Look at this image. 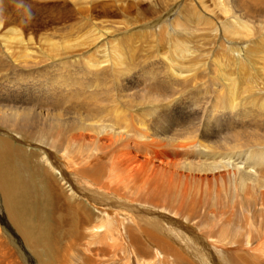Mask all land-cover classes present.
I'll return each instance as SVG.
<instances>
[{
    "label": "rangeland",
    "instance_id": "374dc122",
    "mask_svg": "<svg viewBox=\"0 0 264 264\" xmlns=\"http://www.w3.org/2000/svg\"><path fill=\"white\" fill-rule=\"evenodd\" d=\"M144 1H139V12L147 16L149 15V17L152 15V17L157 18L158 16L149 12L147 9L151 2L149 0ZM178 1H180L179 11L171 12L165 17V19H167L166 30H164L165 34L158 33L157 31L153 32L154 26H151V31L145 26H128L121 33H116L111 30L105 31L106 35L103 33L101 36L102 38H100V40L99 38L97 39V41H99L98 44L92 47L91 44L93 40L96 39H93L94 35L91 34V30L89 32L88 27L79 26L81 22L78 21L79 19L77 17L71 16L65 19L64 15L61 14L59 7L61 6L62 0H0L6 9L0 12V54L2 55L3 49L9 48L7 61L2 58L0 60V63L2 61L5 62L1 63L4 67H2V69L0 67V73H10L13 71V75L16 77L17 75L22 76L21 73L26 76L27 72L31 71V78L40 79L42 77L41 74L43 77L54 76L55 73L61 74L60 72L62 70L65 71L68 65L78 68L79 65L87 61L96 62L98 64L97 69L108 71L110 62L115 63V60L113 61V56H116V62L122 63L118 65L119 67L114 75L113 89H117L119 94L133 97L135 100L143 99L146 95L154 97V102L151 104H149V101H139L140 105H138V109L140 110L134 112L138 120L143 119L141 122L142 126L135 124L134 128L140 130L144 127L143 131L145 135H147V140H155L158 142L157 144L153 143L152 147L149 146L141 150L143 156L139 154V158L142 159L145 156V158L154 159L152 161L154 164L152 166L155 168L154 172L163 174V177L159 176V178L164 179V185L170 187V189L172 188L171 190H173L175 186L180 185L183 181V176H186L188 180L187 187L192 191H196L197 196L200 195L198 196L199 199L202 197L198 201V204L201 202L202 205L200 208H197L200 213L199 216L197 215L195 219L188 220L186 216L182 218L178 214L174 215L168 208H156L152 206L151 203H147L144 199L148 197L147 192L154 186L152 183L154 178L157 177L156 173H150V175L146 174L148 178L144 176L146 179L143 178V174H141L142 177L140 179L135 177L131 179L130 182L121 179L118 184L124 181L128 182V187L123 195L125 197L120 196L119 200L113 199L117 205L116 207L111 205L106 207L118 209L120 211L123 210L125 212V218L132 217V214L138 215L139 217H147V215H150L159 220L162 225L180 232L184 238L189 237V239H195L198 238V233L204 232H201V229L203 228L202 230H204L206 225V223H204L205 219H203L204 215H206L205 210L212 205L214 214H207L208 218L212 219L210 224H222L227 217L230 218V223L227 226L229 230L225 232L222 237L215 239V245L209 243L213 241H204L201 243V246H203V253H206L208 256V264H227L228 261L224 258L227 251L233 254L235 252L244 253L245 256H252L254 259L258 260L260 264H264V249H259L260 240L264 239V221L262 217L264 216V207L260 204L253 205L250 199L245 200L244 195H242V193L249 191L257 194L255 191L258 192L260 187L262 191L264 189V183L259 187L254 185V181L248 178L246 185L244 183L243 186L239 187L237 180V175L241 170H244V172L248 174L250 173L252 177L257 176L264 180V158L261 164L258 163L260 161L257 162L251 157L253 154L260 156L264 155V144H262L264 143V97H262V102L259 100L257 104L256 101L255 103L257 105H255L254 108H250L248 112H244L243 108H241L243 101L246 100L244 93L240 96H237L236 93V97L234 98L235 102H233L231 108L225 106V108L222 109H220V107L214 109L212 106L215 104L213 98L214 91H217L221 87L222 80L219 81L217 78L213 77L211 71L213 68L211 59H215L217 64H224L222 67L224 68V73L227 78L233 77L239 80L240 64H247L249 61L253 62L251 71H254L255 74L250 79V84L252 85L250 90L256 91L258 85L254 86L255 83L253 81H261V79H264V54L262 55V53L256 51L264 49L263 33L259 31L255 32L257 41L255 46L252 47L253 49H250L251 60L246 61V59L243 58V52L240 47L246 48L247 39H240V37L239 39H235L232 37L227 40L226 37L222 36L221 30L218 28L219 22H215L218 19L223 20V15H221L223 13L220 12L221 10L219 9V1L221 0H215V2L213 0H202L201 2V5L204 6L206 10L209 6L208 11H210L213 6L212 9L214 11H211L214 13V16L212 12L208 13L207 11L210 16L204 12L205 9H201L195 0ZM186 1H188V5ZM223 2L226 3L227 8H230L227 14L229 16H239V19L243 22L242 25L236 24L232 26V28L237 27L241 30H245L248 28L247 19L257 18L264 20V12L261 11L258 5H250L247 9L244 7L245 0H227V2L224 0ZM70 3L72 5V2H69V4ZM169 3H172V0H169ZM214 7L216 8L214 9ZM191 8L196 11L198 10L201 14L203 13L207 18H211L212 22L216 23L217 30L213 29L212 25L215 26V24L212 22V24H209L210 22L204 23H208L210 29H199V27H202L203 23L200 22V25L198 23L199 21H195L191 15L187 14L191 11ZM20 11L23 12L21 13ZM3 14H5L6 17ZM61 16L63 17L62 20L65 19L66 21L59 23L62 21H59ZM8 17H11L10 23L6 21ZM13 17H17L18 19H15L13 22ZM92 19H96L95 21H102L104 19L105 21H103L102 24H105V28L109 29L115 25L114 23H116V20L119 21V17L117 16H107L103 18L100 15H96V17H92ZM106 19L109 20L106 22ZM42 21H46L45 24ZM48 21L50 23L53 22L49 24ZM183 22H185L186 27H189V29L192 28L190 32L187 30L188 33L186 34L183 33L185 30L183 29ZM68 23H71V25H69L70 27L65 26ZM176 23H182V25L177 26ZM4 24H6V26H4ZM47 26L49 27L47 28ZM253 32L254 31H252V33ZM87 35L89 37H87ZM107 40L109 41L106 42ZM183 42L187 45V49L190 50L189 53L191 56L194 55L191 58L197 61L196 66L199 68L194 69V71L200 69L194 75H192V67L190 71L186 69L187 71L183 72ZM114 43L118 44L115 45ZM112 45L115 48L112 49ZM25 52L27 55H24ZM11 54L14 57H12ZM29 55L30 57L26 58ZM198 55L200 57H198ZM10 57L15 59V61L10 60ZM201 63H203V65L200 66ZM176 69H179L176 73L178 77L173 76ZM187 73H191L193 76L191 79H193L192 83L197 86V89L195 88L196 91L187 93V85H175L174 88H171L172 86L170 87L169 81L172 82L173 77L180 80V78H183V75ZM11 75L12 73L9 74V76ZM9 76L8 79L11 80ZM67 78L70 77L63 75L62 79ZM58 82L60 88L56 92L51 93L47 89L36 90L23 88L22 86H8L6 81H0V135L9 138L13 143L27 150H37L38 148L46 147V149H49V141L47 139L41 138V140H38L40 134L43 131L46 133L53 132L56 127L60 128V131L67 129L69 123L72 122L70 116L73 115L70 110L73 108H71L69 104L63 103L67 95L64 93L65 90L61 87H64L65 84L62 80ZM153 83L154 87L152 89L150 85ZM263 83L264 81H261V84ZM127 96H125V98ZM145 99H147V97ZM190 102L193 104L190 105L191 107H188L189 104H191ZM15 107L20 110V112L12 116V120H4L3 116L9 113L11 108ZM144 110L147 111L146 113L149 112L147 114L148 116L142 113ZM103 117L106 118V114L103 113ZM23 134L25 136H23ZM42 135L45 136L44 133ZM26 136L31 139L27 140ZM76 145H78V142H73V144L70 145V147H72L71 149H76ZM87 148L90 147H84V149ZM62 151L63 150L60 152ZM55 154H57V156L59 155L56 151ZM82 154H84V152H82ZM37 155L40 154L38 153ZM29 156H31L29 162L30 172H26L25 170L23 172L25 174L23 175L26 180L30 179V176H32V182L34 181L33 183L36 187H40L38 177L35 173H31L34 172L31 171V166L35 165V154H30ZM169 160L174 161L176 164L170 165L168 162ZM40 161L39 164H43V162ZM166 161L168 163H165ZM63 164V161L59 160V165L65 166ZM168 164L169 167L167 168ZM161 168L164 171H166V169L176 171L178 174L173 175L174 178L172 177L171 180H168L169 178ZM237 169H239V171H237ZM181 172L182 174H180ZM251 172L254 173L251 174ZM53 173L55 177L59 178L58 176H60V174H58L57 171ZM68 174L67 184H69V186L67 187L65 185L64 187L79 193L83 191L91 192V189H85L84 186L86 184H84L83 178L73 172H68ZM120 176L124 177L123 174H120ZM193 178L195 180L197 179L196 181L199 183L197 184ZM176 180H178L177 183H175ZM252 184L253 186L250 188ZM234 186H237L238 189L235 187V190ZM146 189H148V191ZM66 192L69 191L63 189V194ZM82 194L84 195V193ZM245 196L251 198L248 195ZM139 198L143 201H141V199L139 200ZM138 208L143 210L141 211ZM258 209L262 211V213H260L262 216L257 215ZM147 210L149 213L146 212ZM243 216H246L245 218L248 221L246 230L252 233L258 229L262 231L257 237L252 234L249 239V244H239L234 241L236 240V235H234L236 231L235 228L239 229L240 226H243L241 223L243 221V219L241 221ZM176 220L184 224L185 228H183V230L170 224L172 221ZM38 223L41 226L43 224V219L39 220ZM1 224L2 221H0V226H2L3 229V224ZM34 225H37V222L34 223ZM6 231L14 236L15 239H18L14 234L10 233V230L7 229ZM170 232L172 233L171 242L176 245L175 242H180V239L177 238L173 231ZM34 237L37 239V236ZM242 237H244V235H242ZM72 238L70 239L72 243L79 240L77 238ZM187 238L186 244L189 242ZM36 239L33 240V243L37 242L35 241ZM37 240V245L33 248H29V255L22 254L23 264H38L37 256L41 253L43 248L40 239L38 238ZM68 242L69 239L66 245L69 244ZM258 252H260V256ZM41 258L43 260H48L45 256H41Z\"/></svg>",
    "mask_w": 264,
    "mask_h": 264
},
{
    "label": "bare ground",
    "instance_id": "6f19581e",
    "mask_svg": "<svg viewBox=\"0 0 264 264\" xmlns=\"http://www.w3.org/2000/svg\"><path fill=\"white\" fill-rule=\"evenodd\" d=\"M139 1L141 0H62L59 10L61 11V14L64 15L65 19L75 16L79 19L78 21L81 22L79 26L85 28L88 27L89 32L91 30V34L94 35L93 39H96L93 40L94 44L90 43L92 47L98 44L99 41H97V39L99 38L100 40L102 34H105V31L107 32V30H111L116 33H121L128 26H145L150 31L152 28L151 26H154L155 28H153V32L157 31L158 33L165 34L164 30H166L167 26V19H165V17L171 12L179 11L180 1L172 0V3H169V0H149L151 4L149 3L150 5L147 9L149 12L158 16L157 18L152 17V15L149 17V15L147 16L144 13L139 12ZM195 1H197L201 9H205L204 6L201 5L202 0ZM213 1L215 2V0ZM223 1L224 0L219 1V9L221 10L219 11L223 13L221 14L223 15V20L218 19L215 22H219L218 28L221 30L222 36L226 37L227 40L232 37L235 39H239V37L240 39H247L246 48H240L243 52V58H245L246 61H249L251 60L250 49H253L252 47L255 46L257 41L255 32H262L264 38V20L257 18L247 19V29L241 30L237 27L232 28V26L236 24L242 25L243 22L239 19V16H229L227 14L229 12L228 9L230 8H227L226 3ZM245 1V8L248 9L250 5H258L260 6L261 11L264 12V0ZM69 2H72V5L71 3L69 4ZM186 2L188 5V1ZM208 7L204 12L207 13L209 10ZM212 8L211 10H213ZM215 8L216 7H214V9ZM241 8L243 9L242 6ZM5 10L6 9L0 2V12ZM190 10L191 11L187 14L191 15L195 21H199V24L200 22L203 23L202 27H199V29H210L208 26V23L210 22L209 24H215V26H212L213 29L217 30V25L215 22H212L211 18L205 17L203 13L201 14L198 10L196 11L193 8ZM211 10L208 11V13L212 12ZM212 14L214 16L213 12ZM3 15L6 17L5 14ZM96 15H100L103 18H106L107 16H117L119 17V21L116 20V23H114L115 25L110 29L105 28V24H102L103 21H105L104 19L102 21H95L96 19H92V17H96ZM208 15L210 16V14ZM62 18L63 17L61 16L59 21L62 20ZM10 19L11 17L6 19L7 23ZM15 19L18 18L13 17V22ZM65 19L59 23L66 21ZM19 20L23 21L21 19ZM107 20L109 19H106V22ZM52 22H49V24H52ZM206 22L208 23L204 24ZM6 24H4V26H6ZM69 25H71V23H68L65 26L70 27ZM176 25L181 26L182 23H176ZM48 27L49 26H47V28ZM183 29H185L183 33L186 34L190 32L192 28L189 29V27L185 26V22H183ZM187 30L189 31L187 32ZM252 31L254 32L252 33ZM87 37L89 36L87 35ZM108 41L109 40L106 42ZM117 44L118 43L115 45ZM113 48L115 47L112 45V49ZM189 51L187 45L183 42V72H186V69L190 71L192 67V75H194L200 69L194 71V69L199 67L196 66L197 61L191 58L194 55L191 56ZM256 51H259L262 55L264 54V49ZM8 52L9 48L3 49L2 55L0 54V60L1 58L6 60L7 56H9ZM24 55H27V53L25 52ZM28 57H30V55L26 58ZM198 57L200 56L198 55ZM113 58L115 63L110 62L108 71L97 69L98 64L96 62L87 61L79 65L78 68L68 65L65 68V71L60 70L61 74L55 73L56 75L54 74V76L43 77L41 74L42 77L40 79L31 78V71H28L26 76L21 73L22 76L17 75L16 77H14L12 70H10L12 71L10 72L12 73L11 76H9V72H2L3 74L0 73L2 75H0V81H6L8 86H22L23 88L25 87L36 90L47 89L51 93L56 92L60 88L58 81L62 80L65 85L61 88L65 90L64 93L67 95L65 96L63 103L69 104L70 107L73 108L70 109L73 113V115L70 116L72 122L69 123L67 129L60 131L61 129L56 127L53 132L46 133L43 131L40 134L38 140H41V138L47 139L49 141V149H46V147L38 148L37 150H27L26 148L13 143L9 138L0 135V221H2L3 224V229L2 226H0V264H23L24 261L22 254L29 255V248H33L37 245L38 238L40 239L43 248L41 253L37 256L38 264H208V256L206 253H203L204 251L201 243L204 241H213L209 243L215 245V239L222 237V235L229 230V227L227 226L230 223V218L228 217L222 224L214 223V221V224H210L212 219L208 218L207 214L214 212L212 205L205 210L206 215H204L203 219H205L204 223H206V225L204 230H202L203 228L201 229V232H204L198 233V238L195 239H189V237L184 238L180 232L162 225L159 220L150 215H147V217H139L138 215L132 214V217L125 218V212L123 210L120 211L118 209H110L109 207H106L108 205L114 207L117 206L113 199L119 200L120 196L125 197L123 195L128 187V182H130L131 179L135 177L140 179L142 177L141 174H143L144 178V176H147L146 174L150 175V173H156L154 172V166H152L154 165L152 162L154 159L148 157L145 158V156L140 159L139 154L142 155L141 150L146 147H152L153 143H158L155 140H147V135H145L143 131L144 127L140 130L134 128L135 124L142 126L141 122L143 119L138 120L134 114L136 110H140L138 109V105H140L139 101L145 100L149 101V104H151L154 102V97L144 94L146 96L143 97V99L135 100L133 97L119 94L117 89H113L114 75L119 67L118 65L122 63L116 62V56H113ZM10 60L15 61L13 58ZM211 60L213 66L211 70L212 76L219 81L222 80L221 87L217 91H214L213 98L215 104L212 105L214 109L219 107L222 109L225 108V106L231 108L233 102H235L234 98L236 97V93L237 96L244 93L246 100L243 101V104L241 105L244 112H248L250 108H254L255 105L258 104L259 100H263L264 83L261 84V81H264V79H261V81L252 80L255 83L254 86H258L256 87V91L250 90L252 87L250 79L255 74L254 71H251L253 62L249 61L247 64H240V79L236 80L233 77H226L224 68L222 67L224 64H217L215 59ZM201 65H203V63H201L200 66ZM0 67L2 69L4 66L1 64ZM21 68L25 69L23 67ZM172 70L174 71L173 67ZM178 71L179 69H176L173 76H177L176 73ZM63 75L70 78L62 79ZM192 75L191 73L183 75V78H180L181 81L174 77L172 82L169 80L167 81H169L170 87L172 86L171 88H174L175 85H187L186 92L189 93L191 91H196L197 89L196 84L192 83ZM8 76L11 80L8 79ZM153 87L154 83L150 85V88L153 89ZM125 96L129 98H125ZM146 97L147 99H145ZM256 101L257 104L255 103ZM190 103L191 104H189L188 107H191L190 105L193 104L192 102ZM19 112L20 110L16 107L11 108L10 112L3 116L4 120H10L12 116H15ZM146 112L147 111L145 110L144 112L142 111L143 114L145 113L146 116H148L147 114L149 112ZM103 113L106 114V118L103 117ZM43 133L45 136L42 135ZM23 136L25 135L23 134ZM26 137L24 138L27 140L31 139L28 136ZM75 141L78 142V145H76V149H71L72 147H70V145ZM24 142L27 143L26 141ZM85 146L90 148L84 149ZM61 150L63 151L60 152ZM55 151L59 153L58 156L55 154ZM82 152H84V154H82ZM29 153L35 154V165L31 166V171L34 172L31 173H35L38 177L40 187H36L33 183L34 181L32 182V176H30V179L26 180L23 175L25 174L23 173L25 170L26 172H30L29 162L31 156H29ZM38 153L40 155H37ZM251 157L257 162L260 161L258 163L262 164L264 155L260 156L253 154ZM40 160L43 164H39ZM59 160L63 161V165L65 166H60ZM168 162L170 165L176 164L174 161L169 160ZM168 162L166 161L165 163ZM168 167L169 164L167 168ZM239 169H237V171H239ZM170 170H163L169 178L168 180H171L173 175L178 174L176 171ZM54 171H57L58 174H60V176H58L59 178L55 177V174L53 173ZM68 172H73L83 178L84 184H86L84 186L85 189H91V192L83 191V195L82 193L76 192L75 190L71 191L70 188H67L69 186V184H67V178L69 176ZM252 173L254 172H251V174ZM120 174H123L124 177L120 176ZM156 174L157 177L154 178L152 183L154 186L152 185L153 187L147 192L148 194L146 193L148 197L144 199L147 203H151L152 206L156 208H168L174 213V215L178 214L182 218L183 216H186L188 220L195 219V216L197 215L199 216L200 213L197 208H200L202 204L201 202L198 204V201L202 197L199 199L198 196L200 195L197 196L196 191H192L187 187L188 180L186 176H183V181L180 185L175 186V188L171 190L172 188L170 189V187L164 185L165 180L159 178V176L163 177V174ZM180 174H182V172ZM248 178L254 181V185L259 187L264 183L263 179H260L257 176L252 177V175L250 176V173L248 174L247 172H244V170H241L237 175L239 187L243 186L244 183L246 185ZM121 179H125L128 182L124 181L121 184H118ZM193 180L195 179L193 178ZM149 181L151 182L150 179ZM177 181L178 180H176L175 183H177ZM198 183L199 182H197V184ZM65 185L67 187H64ZM237 186H234V188L236 187L238 189ZM252 186L253 184L250 185V188ZM63 189L69 192L63 194ZM146 190L148 191V189ZM255 193L257 194L249 191L242 193V195H244L245 200L250 199L253 205L260 204L264 207V189L261 191L260 187L259 191H255ZM245 195H248L251 198H247ZM140 199L141 198H139V200ZM141 201L143 200L141 199ZM139 210L142 211L143 209ZM148 210L146 212L149 213ZM260 213H262V211L258 209L257 215H261ZM245 217L246 216H243V218H241V221L243 219L241 222L243 226L241 227L239 225V229L235 228L236 231L234 235H236V240L234 241L239 244H249V239L252 234L257 237L262 233L259 229L253 233L246 230V224L248 221ZM262 217L264 221V216ZM41 219H43V224L40 226L38 221ZM36 222L37 225H34ZM170 224L182 230L185 228L184 224L178 220L172 221ZM7 229L18 239H15L14 236L7 233ZM170 231H173L177 238L180 239V242H175L176 245L171 242L172 233ZM242 235H244V237H242ZM34 236H37V239ZM70 237L79 240L72 243ZM186 238L189 239L187 241H189L190 244L189 242L186 244ZM34 239H36V243H33ZM65 239H69V244L66 245L67 240ZM259 245V249L263 250L264 239L260 240ZM40 255L42 257L45 256L48 260H43ZM258 255L260 256V252H258ZM224 258L227 259V264H260V262L252 256L248 257L245 256L244 253L239 252L233 254L232 252L227 251Z\"/></svg>",
    "mask_w": 264,
    "mask_h": 264
}]
</instances>
